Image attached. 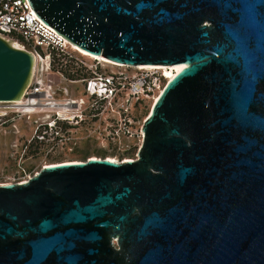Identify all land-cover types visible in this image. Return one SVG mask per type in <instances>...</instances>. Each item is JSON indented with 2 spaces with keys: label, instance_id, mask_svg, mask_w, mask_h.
Instances as JSON below:
<instances>
[{
  "label": "water",
  "instance_id": "obj_1",
  "mask_svg": "<svg viewBox=\"0 0 264 264\" xmlns=\"http://www.w3.org/2000/svg\"><path fill=\"white\" fill-rule=\"evenodd\" d=\"M28 2L92 55L183 67L135 159L0 183V264H264V0ZM34 72L0 34V101L21 99Z\"/></svg>",
  "mask_w": 264,
  "mask_h": 264
},
{
  "label": "built area",
  "instance_id": "obj_2",
  "mask_svg": "<svg viewBox=\"0 0 264 264\" xmlns=\"http://www.w3.org/2000/svg\"><path fill=\"white\" fill-rule=\"evenodd\" d=\"M0 34L34 55V76L22 100L48 111V120L38 122V135L48 132L58 141L54 144L74 143L67 132L59 133L63 129L97 123L88 136L106 140L114 148H130L132 140L141 141L143 136L134 114L137 105L153 99L177 73L174 65H147L132 73L128 70L135 66L118 67L96 58L86 61V55L35 14L28 0H0ZM55 75L66 85L80 84L82 94L72 97L67 86L53 88ZM102 120L103 130L99 128Z\"/></svg>",
  "mask_w": 264,
  "mask_h": 264
},
{
  "label": "rangeland",
  "instance_id": "obj_3",
  "mask_svg": "<svg viewBox=\"0 0 264 264\" xmlns=\"http://www.w3.org/2000/svg\"><path fill=\"white\" fill-rule=\"evenodd\" d=\"M86 61L92 59L86 57ZM108 66V65H105ZM129 72L135 73L136 69L130 68ZM52 87L60 89L67 86L68 93L72 97L82 94L80 84H68L59 76L53 77ZM43 84L46 87L47 78L43 76ZM59 93V92H58ZM61 95L57 94V98ZM153 99H146L137 105L135 117L138 124L142 125L148 115ZM0 183L20 182L33 175L43 165L63 161L84 160L91 157L134 159L140 146V140H132L130 148H114L106 140L97 136H88V131L98 126L97 123L79 125L77 127L63 129L74 143L61 145L54 144L55 139L48 132L38 135V122L48 120L47 110L37 108L34 112L25 113L18 109L10 101H0ZM102 120L99 128L103 130ZM58 142V141H56ZM104 155V156H103Z\"/></svg>",
  "mask_w": 264,
  "mask_h": 264
},
{
  "label": "bare ground",
  "instance_id": "obj_4",
  "mask_svg": "<svg viewBox=\"0 0 264 264\" xmlns=\"http://www.w3.org/2000/svg\"><path fill=\"white\" fill-rule=\"evenodd\" d=\"M75 47H76V49H78L82 54L86 55V57H88V58H90V59H92V58H96V59H100L101 61H103L104 63H107V64H109V65H114V66H118V67H121V66H122V64L115 63V62H113V61H110V60H108V59L102 57V56H99V55H98V56H96V55H92V54L88 53L87 51H84L83 49L77 47L76 45H75ZM144 67H149V66H147V65H140V66H135L134 69L144 68ZM155 67H163V68H166L165 66H155ZM182 67H183L182 65H174V68L176 69L177 72H178ZM169 75H171V74L169 73ZM158 95H159V93L156 94V95L153 97V101L157 98ZM10 102L13 103L14 105H16V107H18V109L22 110V111L25 112V113L34 112L35 109H36V107H34V106L32 105V104H33L32 102H29V101H28V102L25 103V102L22 100V98H21V99H18V100H12V101H10ZM47 107H51V106H47ZM56 108H57V107H56ZM108 159H110V160H112V161H116V159L111 158V157H108ZM126 160H128V159H125L124 161H126ZM50 164H51V163H50ZM46 165H49V164H46Z\"/></svg>",
  "mask_w": 264,
  "mask_h": 264
},
{
  "label": "trees",
  "instance_id": "obj_5",
  "mask_svg": "<svg viewBox=\"0 0 264 264\" xmlns=\"http://www.w3.org/2000/svg\"><path fill=\"white\" fill-rule=\"evenodd\" d=\"M75 69L77 70V71H76L77 73H80V69H78V68H75ZM103 156H104V155H103Z\"/></svg>",
  "mask_w": 264,
  "mask_h": 264
}]
</instances>
